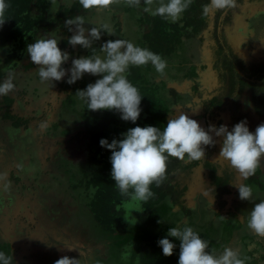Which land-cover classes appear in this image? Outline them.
<instances>
[{
    "label": "rangeland",
    "instance_id": "374dc122",
    "mask_svg": "<svg viewBox=\"0 0 264 264\" xmlns=\"http://www.w3.org/2000/svg\"><path fill=\"white\" fill-rule=\"evenodd\" d=\"M54 15L45 20L54 19ZM141 16H144L143 13ZM147 20L145 18L144 34H151L152 25ZM145 21L141 20L143 23ZM177 23L183 26L182 20ZM96 27L100 28L99 25ZM30 40L33 39L27 40L29 44L32 43ZM27 41L22 51L25 52L24 57L15 60L17 65L29 56ZM144 42L138 40L135 45ZM11 45L0 47L3 72L11 67L10 64H3ZM81 54L84 55L83 51ZM84 56H88L87 49ZM164 59L167 68L163 77L153 71L151 64L145 66L150 79H156V83L161 85L159 94L168 104L163 126L182 112L195 119L206 131L211 126L219 128L221 125L231 130L234 125L246 120L254 133L257 126L264 123V105L261 103L262 98L264 101V0H237L234 9L210 13L207 28L184 38ZM9 74L7 72V77L0 79V84L10 80L14 85L8 95L0 96V233L4 240L13 245V264H54L64 256L76 258L79 264H121L123 251L117 245H128L127 242L131 241L129 236L141 232L135 219L142 208L141 204L125 206L129 199L122 203L114 202L110 213L114 222L119 224L116 231L121 233L113 241L108 236L111 234L95 220L91 200L95 197L96 188L87 184L91 177V167L87 161L91 151L90 137L83 139L77 132L86 121L84 106L78 107L74 96L72 102L76 106L75 111L68 109V104L62 102L63 93L56 86L43 87V90L34 88L32 82L40 81L36 72L32 77L22 73L19 86L17 78ZM144 79L146 86L150 85ZM241 79L244 84L251 81L253 86L245 85L240 89L238 83ZM7 96L15 100L10 110L14 115L25 116L27 123L22 121L20 126L15 127L13 119L4 116L7 107L3 106V102L8 104V100H5ZM255 103L263 105L261 113L255 110ZM62 113H65V122L77 119L76 124L79 125L60 130L58 125L62 122ZM89 119L92 121V117ZM119 119L121 128L115 131L111 128L103 137L109 142L122 139L121 134L133 128L129 121ZM135 125L138 126L137 122ZM66 128L71 131L66 132ZM210 135L216 144L215 147H206L205 160L200 161L196 169H187L188 162L182 161L181 166L170 175L172 185L178 184L177 189L187 190L182 201L191 203L192 206L186 208L189 215L190 212L196 213L194 211L198 207L211 211L216 208L214 196L209 190L206 193L208 201L199 196L208 188L206 184L212 183L211 173L210 179L206 177L210 171L205 168L206 163L219 165L218 162L222 161L228 165L226 170L231 175V181L244 183L252 189L256 187L251 182L246 183V179L241 178L230 162L218 159L223 137H216L214 132H210ZM196 170L199 174L205 172L204 180L196 174ZM105 177H111V173ZM258 179L264 181V168H261ZM261 195L264 196L262 190ZM198 196L202 200L200 203ZM170 208L177 211L180 207L174 205ZM177 218V214H167L165 223L170 225L171 221L173 224ZM187 220L195 221V218L192 216ZM200 221H204V215H201ZM203 223L201 226L205 229ZM177 226L180 227L179 224ZM194 230L197 232L196 228ZM166 231L154 240L170 238ZM246 231L241 227L236 235L245 236ZM262 240L263 237L258 241ZM149 246L153 247L152 244ZM73 250L77 252L73 254ZM263 252L264 249L261 250ZM259 263L264 264L261 255ZM175 264H178V260Z\"/></svg>",
    "mask_w": 264,
    "mask_h": 264
},
{
    "label": "clouds",
    "instance_id": "9594fccd",
    "mask_svg": "<svg viewBox=\"0 0 264 264\" xmlns=\"http://www.w3.org/2000/svg\"><path fill=\"white\" fill-rule=\"evenodd\" d=\"M192 2L193 0H143L142 10L152 16L177 23ZM51 3V12H55L56 0H51ZM79 4L86 11L110 10L113 6L120 5L139 8L141 0H79ZM8 7L6 0H0V28L8 20ZM236 7L237 0H210V3L202 5L205 16ZM65 24L75 26L68 27L72 35L67 43L73 48L79 45L84 49H92L94 41L100 40L102 34H115L109 23H102L100 28L85 29L82 17L66 19ZM61 39L62 37L53 35L36 39L35 43L27 46L30 60L37 66L35 72L39 79L53 84L54 81H62L69 71L71 75L67 83L70 85L82 79L85 74L102 77L95 83H89L85 89L77 90L78 99L87 104L88 110H112L119 113L122 120L135 124L142 112L143 96L128 80L129 68L151 64L163 77L166 75L167 61L159 54L139 47L131 41L115 39L106 41L100 47L103 55L92 54L73 59L69 70L63 67L70 56L58 46ZM13 87L10 80L0 84V96L8 95ZM210 132H214L216 137H223L218 159L230 162L242 178L254 176L258 169L264 168V123L258 125L254 133L250 131L246 120L240 121L231 130L221 125L219 128L211 126L206 131L195 119L182 112L169 119L163 130L155 126H136L122 133V139L109 142L102 138L100 146L111 151V177L120 193L129 197L126 206L146 203L154 196L151 186H160L167 178L170 157L186 162L205 160L206 147H215L216 144ZM235 186L241 200L254 204L247 227L256 235L264 237V200L255 202L253 189L244 183ZM167 236L180 241L178 264H245L237 249L225 247L219 254L208 251L209 242L202 239L192 227H171ZM158 244L163 255H173L176 244L172 240L162 238ZM123 258L127 259V255ZM0 262L10 264L11 258L0 252ZM54 264H79V261L64 256Z\"/></svg>",
    "mask_w": 264,
    "mask_h": 264
},
{
    "label": "trees",
    "instance_id": "16d2710c",
    "mask_svg": "<svg viewBox=\"0 0 264 264\" xmlns=\"http://www.w3.org/2000/svg\"><path fill=\"white\" fill-rule=\"evenodd\" d=\"M142 2L143 0H141V3ZM6 3L9 5L6 10V18L8 20L4 26L0 28V47L8 44L12 45L3 63L5 66L8 64L14 65L16 62L15 60L23 58L25 52L22 51L25 49V40L29 41V39L41 29L47 30L54 26H59L61 30H63V37L59 43L61 50L67 51L70 58L73 56L75 48L67 43L72 35V33L68 31V27L72 26H67L65 21L66 19H73L76 13L80 11V9H83L79 4V0H75L69 7L61 6L55 13L54 19L50 21H46L45 18L47 16L46 10L51 0H6ZM208 3H210V0H193L188 10L183 13V18L181 19L183 26H179L178 23L166 21L159 16H147L148 14H145L146 16L142 17V21H145V18L146 20L148 19L147 22L151 23L152 31H150L151 34L146 32L147 34L144 35L143 39L145 42L142 44L140 43L139 47L147 48L159 54L164 59L165 56L173 53L176 45L180 44L184 38L192 37L194 32L207 28L209 15H203L202 5ZM35 10H37L36 13ZM216 18H218V16ZM108 40H115V38L112 36L104 37L98 43H94L93 48L88 49V56L99 53L100 47ZM18 51H21V53H18ZM1 67L0 65V79L5 76V72L1 71ZM145 76L146 75L140 70V67L135 66H131L127 73L128 80L138 88L141 96H143L141 101L142 112L140 116L143 117L142 123L144 124L140 123L138 126H155L163 130L164 126L162 123L165 120L168 110L167 103L159 94L161 85L157 84L154 80H148L150 85L146 86ZM68 78L63 80L59 86L67 93V100L65 102L73 104L72 96L77 94V90L85 89L90 82L82 78L70 85L67 83ZM247 83L250 84V82ZM5 100L6 102L8 100V104L6 103L5 105L3 102V106L7 107L4 116H6V118H12L15 127L20 126L22 121L27 123L26 118L14 115L10 110L14 99L7 96ZM84 108L86 121L84 127L78 133L83 139L90 137L91 151H89L87 161L91 167V177L88 179L87 184L96 188L95 197L91 200V209L94 213L95 220L99 222L102 228L108 232H115L119 224L118 222H114L110 210L114 202L122 203L124 200L129 199V197L120 193L112 177H105V175L111 173V151L101 147L99 142L107 134L109 129L112 128V130L114 129L115 131L117 128H121V120L119 119L120 114L115 111L107 110L103 112L102 110L91 111L88 110L87 104L84 105ZM89 117H92V121ZM129 123H131L133 127H136L132 122L129 121ZM179 166V159L170 157L167 175L170 174L172 169H176ZM151 190L154 192V196L145 203L146 208H152V206L167 193L172 195L175 201H178V195L175 193L176 191L173 190L172 186L164 183V181L160 186L153 184ZM155 209V214L150 217V223L155 222L159 216V209ZM0 252H3L6 257L11 258L10 264L14 263L13 245L9 241L4 240L1 233ZM177 260H179L178 255L173 258L172 262L175 264ZM172 262L167 264H172ZM0 264H2V262H0Z\"/></svg>",
    "mask_w": 264,
    "mask_h": 264
},
{
    "label": "flooded vegetation",
    "instance_id": "af4514ba",
    "mask_svg": "<svg viewBox=\"0 0 264 264\" xmlns=\"http://www.w3.org/2000/svg\"><path fill=\"white\" fill-rule=\"evenodd\" d=\"M241 81H239L238 83L240 89H243L244 87L242 86L245 85L250 88L253 86V83L251 81H248L250 82V84L249 83L244 84L243 79H241ZM261 103L264 105L263 98ZM262 104L257 105V103H255L254 105L255 110H257L259 113L262 112L263 109ZM142 122H143V117L140 116L139 119L137 120V125H139ZM164 127H166L165 124ZM179 161L181 166L182 161L181 160ZM199 163L200 161L188 162L186 164V166L188 167L187 169H191V168L196 169ZM218 164L219 165L215 164L216 166L211 165L209 163L205 164V168L210 170L209 172L206 171L207 172L206 177L210 179V173H211L212 183L208 182V184H206L208 186V188H206V191H204V193H200L199 195L202 199L208 201L209 198L206 196V193L209 190L210 194L214 196L213 198L216 203L215 210L214 211L201 210V207H198L194 211L196 213L192 214L190 212L189 215L188 210H186V208H190L192 205L188 201H182V198H184V195L186 194L187 190L186 191L185 189L179 190L176 188L177 187L176 185L178 184L176 185L171 184L170 175L177 168L172 169L170 171V174H168L167 178L164 180V183L173 187V190L176 191L175 193L178 195L177 196L178 201H175L173 196L167 193L150 209L146 208L145 203L140 205L142 209L139 210L140 212L135 220L139 223L140 226L139 229L141 230V232H139L136 236H134L135 234H133L132 236L128 235L131 238V241L127 242L128 245L125 244H123V246L117 245L118 248H121L123 251V254L120 257L121 264H167L169 262H172L173 258L176 255H178L179 257L180 241L176 240L173 237L169 238L170 240H172V242H174V244H176V248L174 249L173 255L168 257L163 255L162 248L159 245H155L156 243H158V240L157 241L155 240L156 237L161 236L165 232V230L168 231V229L177 226L178 224L180 225V227L189 226L192 227L193 229L196 228L197 233H199L200 237L209 242L208 251L210 252H215L216 254H219L224 250L225 247H231L233 249L239 250L240 257L245 261V264H251V263L260 264L259 263L260 255L262 260L264 261V252L261 253V250L264 249V243H263L264 237L262 241H258L261 237L256 235L251 229L247 227V222H248L247 216L249 219L250 211L254 207V204L246 200H241L239 198V192L235 186L236 183L234 181H231V175L228 172V170H226V167H228V165L226 163L223 164L222 161L218 162ZM195 172L198 176H201L203 180L205 179L203 176L205 172H203L202 174H199L197 170ZM260 174H261V169H258L254 176L245 178L246 183L249 184L251 182L253 183V186H256L255 188H253V193H254L255 202L257 203L260 200H264V196L262 197L261 195V190L264 191V181L258 179ZM211 185L213 186L212 188ZM189 194L192 195L191 193ZM199 196H198V200L200 203L202 200ZM167 200L169 201V203ZM174 205L180 207L178 208L179 210L177 211L171 210L170 207ZM155 208L159 209V216L157 217L155 222L150 223V217L156 212ZM166 210L173 214H177L178 219L174 224H171L172 222L170 221L169 226L167 225L166 227H161L162 223H158V221H162V218L164 217ZM203 214H204V221H200L201 215ZM192 216L195 218V221L188 222L187 220L188 217H192ZM202 222H204L203 224L205 229H203V227L201 226ZM241 227L247 230L245 236L236 235L237 230ZM120 233L121 232L119 230L115 232L109 231V234H111L108 235L109 239L113 241V239H115V236ZM248 237L251 239L248 240ZM150 244H152L153 247H150L149 246ZM73 251H74L73 254L77 252L75 250ZM27 253L30 252L28 251ZM33 253L36 252L34 251ZM158 253L159 255L157 257ZM125 255H127V259L123 258ZM115 264H120V263L117 262Z\"/></svg>",
    "mask_w": 264,
    "mask_h": 264
},
{
    "label": "crops",
    "instance_id": "0c3cea01",
    "mask_svg": "<svg viewBox=\"0 0 264 264\" xmlns=\"http://www.w3.org/2000/svg\"><path fill=\"white\" fill-rule=\"evenodd\" d=\"M74 1L75 0H56L55 7H56L57 10L55 12H51V9L53 8V5H52V3H50L46 17H52L50 15H54L59 10V8L61 6H67V7H69V6H71L73 4ZM143 7H144V4L142 2L139 8H132V7H127V6H124V5H120V6H113L110 10H87L86 11L85 9H80V11H78L76 13V15H75V17L73 19H75L76 17H82L83 18V26L85 27V29H88V28H91V27H96L97 25H99V27H100V25L102 23H109L112 26L115 34H113V35H109V34H106V33L105 34H102L100 41L104 37H108V36L111 37L112 36L115 39L128 40V41L133 42L134 44H137L138 40H140V42H141L144 39V35H145L144 34L145 33L144 32V28H145V24L146 23H142L141 22V20H142L141 14L143 13L144 16H145V14H149V13H145L142 10ZM72 27L74 28L75 26L73 25ZM146 27L150 29V27H148V26H146ZM53 35H55L57 38L63 37V30H61V28L59 26H54V27L48 28L47 30L41 29L40 31H38L31 38V39H33V41H31V40L30 41L32 43H35L36 42V39L51 37ZM86 35H87V33H86ZM98 42H96V43H98ZM58 46H60V45H58ZM83 49L84 48H82L81 46L77 45L75 47V52H74L73 56L66 62L68 64L65 63L63 65V67L70 70L71 67H72V60L73 59H76V58H80V56L83 57L85 55V49L84 50ZM82 51L84 53L83 56L81 54ZM100 53L101 52H99L97 54H100ZM10 65H11V67L8 68L6 71L7 72H10L9 75H11V76L13 75L14 77L17 78V81H16L18 83L17 86H19V84H20L19 83L20 78L23 77V74L22 73H25L26 74V77H28V76H31L32 77V75L36 71V68L34 67L36 65H34L31 62L30 56H28V55H27L25 61L22 62L21 64L17 65V62H15L14 65L13 64H10ZM143 68L145 70H143ZM2 69H4V67H1V71H2ZM21 70H22V72H21ZM140 70L143 73H145V75H146L145 78L147 80H149V81L150 80L156 81V79H150V75H148L146 73L147 67L141 66L140 67ZM153 71H155L154 67H153ZM7 72L5 73V76H3L2 78L7 77ZM28 73H29V75H28ZM70 75H71V73L69 71L68 72V75H66L63 80L67 79ZM99 78H102V77L92 76L90 74H85L84 77H83V79H85L86 81H88L90 83H95V81L97 79H99ZM34 80H36V79H34ZM62 81H54L53 84H51L49 82H42L40 80V81H33L32 84H33V87L34 88H37L39 90H43V87L44 88H47V87L48 88L49 87L50 88H55V86H56V89H59L61 91V93H63V95H64L62 97V102L66 103L65 101L67 100L66 99L67 98V93L65 91H63L60 88V86H59V84ZM25 83L26 84H29V82H25ZM74 96L77 99V102H78V105H79L78 107H83L85 105V103L83 101H81L80 99H78V95L77 94L73 95L72 97H74ZM11 98H13V97L11 96ZM166 103H167V101H166ZM67 104H68V109H71L72 111H75L76 106L74 104H69V103H67ZM167 107H168V104H167ZM103 111L104 110H102V112ZM107 111H112V110H107ZM58 113L60 114L61 112L59 111ZM166 116H167V114H166ZM62 117H63L62 118V122L60 121L59 122V125H58V127H60V130H62L63 127H66V126H72L74 128L75 125L76 126L79 125V123L76 124V122L78 121L77 119L76 120L75 119H72V120H70V122L69 121L68 122H65V120H64V118H66L65 117V113L64 114L62 113ZM24 118H26V117L24 116ZM72 118H73V115H72ZM81 126H82V124H81ZM81 129H82V127L78 128L77 129V132H79ZM70 131L71 130L69 128H66V132H70ZM167 214H173V213H171V212H169V211L166 210V212L164 214V217L162 219V221H163V223L161 224L162 227H166L168 225L167 223H165V221H166V215Z\"/></svg>",
    "mask_w": 264,
    "mask_h": 264
}]
</instances>
